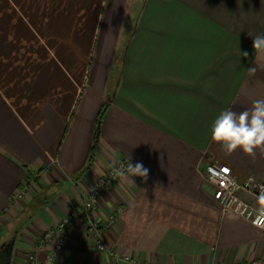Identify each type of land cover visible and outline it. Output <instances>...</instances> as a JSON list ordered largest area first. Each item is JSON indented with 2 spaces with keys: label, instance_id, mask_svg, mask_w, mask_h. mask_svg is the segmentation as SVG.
Instances as JSON below:
<instances>
[{
  "label": "crops",
  "instance_id": "crops-1",
  "mask_svg": "<svg viewBox=\"0 0 264 264\" xmlns=\"http://www.w3.org/2000/svg\"><path fill=\"white\" fill-rule=\"evenodd\" d=\"M132 1L0 0V245L28 213L12 259L25 264L40 236L82 209L90 184L130 158L149 170L147 179L120 178L92 212L109 249L144 264L264 259V230L223 213L203 177L219 161L239 183L264 184V152L226 154L211 140L222 110L239 113L264 99V60L229 42L228 24L211 18L230 14L215 6L246 2L254 12L239 8V17H264L254 10L264 0H144L136 14ZM239 196L264 205L247 191ZM65 238L57 264L113 262L82 219ZM52 250L38 252L41 264Z\"/></svg>",
  "mask_w": 264,
  "mask_h": 264
},
{
  "label": "built area",
  "instance_id": "built-area-1",
  "mask_svg": "<svg viewBox=\"0 0 264 264\" xmlns=\"http://www.w3.org/2000/svg\"><path fill=\"white\" fill-rule=\"evenodd\" d=\"M121 164L126 166L127 162L124 160L119 161L113 168H110L107 173L96 178L90 184V192L84 195L81 210H71L54 226V229L47 231L39 237L35 251L28 254L25 264H41L37 254L50 244H53V250L47 255L48 263L57 264L54 258L55 255L61 252L65 247V236L67 231L80 219L84 221L89 233L96 237L98 250L110 256L113 261L111 264H144L129 254L109 249L102 241L103 225L92 215L93 210L96 209L99 204L103 190L109 188L120 179V177L114 175V172ZM203 177L214 187V198L220 203L223 213L233 212L252 225L264 230V205L256 208L239 196V192L244 190L264 201V184L257 182L253 178L248 179L243 184L239 183L232 168L219 161L207 164L203 172ZM121 213L122 208H119L111 217L109 224ZM73 264L99 263L89 261L86 263ZM249 264H264V259L254 260Z\"/></svg>",
  "mask_w": 264,
  "mask_h": 264
},
{
  "label": "clouds",
  "instance_id": "clouds-1",
  "mask_svg": "<svg viewBox=\"0 0 264 264\" xmlns=\"http://www.w3.org/2000/svg\"><path fill=\"white\" fill-rule=\"evenodd\" d=\"M252 38L256 59L264 60V33ZM246 72L249 76L255 75L256 68L251 67ZM211 140L226 154L240 150L255 158L257 151L264 152V99L254 100L249 109L239 113L231 109L222 110L211 126ZM148 174L149 170L142 162L133 164L130 158L126 166L121 164L114 172L115 176L131 184H134L133 177L147 179Z\"/></svg>",
  "mask_w": 264,
  "mask_h": 264
},
{
  "label": "rangeland",
  "instance_id": "rangeland-1",
  "mask_svg": "<svg viewBox=\"0 0 264 264\" xmlns=\"http://www.w3.org/2000/svg\"><path fill=\"white\" fill-rule=\"evenodd\" d=\"M143 1L144 0H135V1L133 0L131 2V4H128L129 5L128 9H134L135 8V14H136L139 11L138 9H139V7ZM222 3H224V2H222ZM226 3L227 4H225V6H223V4H221L219 6H215V8L218 10V12L222 8H227L226 12H227V14H230V15H228L227 17L226 16L217 17V18L213 17L211 19L215 20L218 25H220V24L225 25L226 23L228 24V29H229L228 37L231 40L229 42H231V44L233 46L235 44L237 46L239 44L252 46V44H253V38L252 37H254L258 34L264 33V17H262V16L239 17V8H240V13L249 12L247 10H250V12H254L252 10V5H250L249 3H246V2H241V5L239 7V1H228ZM263 9H264V2L263 1H258L256 3H254V10H258V12H260ZM136 18H137V16L131 20L132 24H134ZM225 20H226V22H225ZM249 34L251 36H249ZM237 51H239V50H237ZM251 51H252V56L257 55L255 53L254 49H252ZM112 85H113V83H112ZM99 118H100V116L98 117V120H99ZM23 194H24V192H22L19 195V197L16 199L17 201L21 200V202L20 201L18 202V205H19L18 207L20 208V210H22V208L24 207V202H25V198H24ZM27 215H28V213H25L24 215L21 216L22 217L21 220L13 223L11 225L9 224L8 231H7V233H5L3 240L11 238L14 230L20 224V221L25 220L27 218ZM3 240H2V243H3Z\"/></svg>",
  "mask_w": 264,
  "mask_h": 264
},
{
  "label": "trees",
  "instance_id": "trees-1",
  "mask_svg": "<svg viewBox=\"0 0 264 264\" xmlns=\"http://www.w3.org/2000/svg\"><path fill=\"white\" fill-rule=\"evenodd\" d=\"M121 64H122V62H121V60L119 59V61L117 62V66H118V67H117V71L113 74V76H112V80H114L116 74H117L118 71L120 70V68H121ZM106 107H107V104H105V106L103 107V110H104ZM103 110H102L101 113H100V118H99V120H98L97 128H96V130H95V137H96V138L98 137V135H99V133H100V130H101V120H102V114H103V112H104ZM93 153H94V146H93L92 151H91V156H90V160H89L88 166H87V168H85V170L82 171V173H84V172L88 169V167L92 164V161H93V158H94V154H93ZM21 218H22V217H20L17 221L21 220ZM17 221H16V222H17ZM28 221H29V218H28V217H27L25 220L20 221V224H19L18 227L14 230V232H13L11 238H12L13 236H17L18 233L21 231V229H22L23 227L26 226V224H27ZM11 238H9V239H11ZM9 239H4L3 242L8 241Z\"/></svg>",
  "mask_w": 264,
  "mask_h": 264
},
{
  "label": "water",
  "instance_id": "water-1",
  "mask_svg": "<svg viewBox=\"0 0 264 264\" xmlns=\"http://www.w3.org/2000/svg\"><path fill=\"white\" fill-rule=\"evenodd\" d=\"M15 243L16 237L13 236L0 245V264H12Z\"/></svg>",
  "mask_w": 264,
  "mask_h": 264
}]
</instances>
